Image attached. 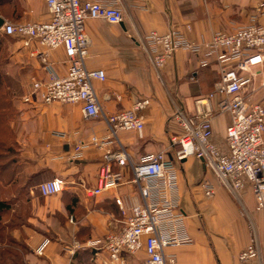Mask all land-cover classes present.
<instances>
[{
  "label": "crops",
  "instance_id": "obj_1",
  "mask_svg": "<svg viewBox=\"0 0 264 264\" xmlns=\"http://www.w3.org/2000/svg\"><path fill=\"white\" fill-rule=\"evenodd\" d=\"M90 1L114 3L123 12L118 25L98 20L85 24L90 40L86 67L106 75L104 82L93 83L103 116L129 110L138 100L148 99L141 135L121 132L118 141L133 164L148 154L167 152L173 156L170 138L182 132L175 114L181 109L187 116L194 115L195 101L213 93L221 72L233 64L219 63L213 56L209 65L201 67L202 55L179 50L163 68L156 69L145 37L178 30L190 43L201 46L216 33H232L251 24L264 26V0ZM0 19L9 24L45 23L50 16L45 0H0ZM4 38L11 40L9 66L25 95L33 80L44 77L45 66L58 77L65 75L62 49L47 52L36 42L23 46L16 38ZM242 94L247 101L264 107V62L252 68L251 81ZM217 101L218 96L212 105ZM14 109L10 131L15 149L7 156V171L0 176L1 199L9 206L0 215L4 236L19 246L24 264H111L104 252L68 251L73 242L85 246L121 230L125 218L116 198L129 203L140 200L130 167L122 170L123 186L97 197L89 195L96 187L105 149L88 147L72 159L79 143L109 137L103 117L86 119L79 105H45L35 96L30 103H15ZM229 124L226 112L215 114L212 120V142L222 152L226 151ZM178 170L180 207L190 242L170 250L177 264H236L253 235L260 249L254 264H264V210L256 211L249 186L232 195L193 157L181 162ZM55 178L66 182L64 191L41 197L38 186ZM203 184L214 188L212 198L204 196ZM5 247L0 242V248ZM145 258L143 251L122 257L124 264L141 263Z\"/></svg>",
  "mask_w": 264,
  "mask_h": 264
},
{
  "label": "built area",
  "instance_id": "obj_2",
  "mask_svg": "<svg viewBox=\"0 0 264 264\" xmlns=\"http://www.w3.org/2000/svg\"><path fill=\"white\" fill-rule=\"evenodd\" d=\"M45 2L50 16L47 22L4 23L0 27V38H16L23 46L36 42L47 52L64 51L67 62L65 75L58 77L45 66L44 77L30 83V91L23 101L30 103L35 96L45 105L55 102L79 105L86 119L103 117L109 137H93L88 143H79L72 159L80 157L82 150L88 147L105 149L96 187L89 191V195L97 197L123 186L122 170L130 167L131 182L140 198L134 203L116 198L115 204L125 218L121 230L88 241L85 246L73 242L69 252L80 249L104 252L111 264H124L123 255L134 256L143 251L146 258L137 264H177L170 250L190 242L180 207L178 165L190 157L202 161L204 168L234 196L249 186L256 211L264 210V107L247 101L242 94L251 81L252 68L264 62V26L251 24L232 33H216L201 46L190 43L178 30H170L163 35L150 33L145 37L156 69L163 68L179 50L202 55L201 67L209 65L213 56L217 62H230L233 66L221 72L213 93L195 101L194 115L187 116L181 109L177 111L175 120L182 132L170 138L169 150L174 151L173 156L167 152L148 154L133 164L119 143L118 134L134 132L141 135L143 113L150 101L141 99L129 110L103 116L93 83L104 82L105 72L86 67L90 48L86 22L98 20L118 25L123 21L122 10L114 3L90 0ZM221 50L225 53H220ZM216 96L218 101L213 106L212 100ZM224 112L230 115V124L225 132L226 151L222 152L212 142V120L215 114ZM112 145L117 148L109 149ZM65 187L63 179L55 178L39 185L37 191L46 198L61 194ZM202 189L206 198L214 196V188L210 184H203ZM41 251L38 250L37 254L41 255ZM259 256V243L253 235L248 246L238 254L236 264H254Z\"/></svg>",
  "mask_w": 264,
  "mask_h": 264
},
{
  "label": "rangeland",
  "instance_id": "obj_3",
  "mask_svg": "<svg viewBox=\"0 0 264 264\" xmlns=\"http://www.w3.org/2000/svg\"><path fill=\"white\" fill-rule=\"evenodd\" d=\"M11 44V40L0 38V140H4L5 143L9 142L6 130L7 128L10 130L11 123L16 116L14 104L23 101L25 96L22 84L15 77L12 67L9 66ZM0 258V264H10L9 257L3 252L0 253ZM17 261L19 262L17 264H23L18 257L15 262Z\"/></svg>",
  "mask_w": 264,
  "mask_h": 264
},
{
  "label": "trees",
  "instance_id": "obj_4",
  "mask_svg": "<svg viewBox=\"0 0 264 264\" xmlns=\"http://www.w3.org/2000/svg\"><path fill=\"white\" fill-rule=\"evenodd\" d=\"M6 131L9 136V142L5 143L4 140L2 139L0 140V176L3 172L7 171L9 167V160L7 156L10 155L15 149L14 137L8 128ZM1 198H2V195L0 194V215L2 213H6L9 208L7 203L4 202ZM4 230L5 228L0 224V242L5 243V245H7V247L1 248L0 253L3 252L4 255H7L9 257L10 264L19 263L18 261L15 262L17 257H18V260L23 263V260L21 258L22 255L17 250L19 246L16 243L11 242V240H7V238L4 236V232H3Z\"/></svg>",
  "mask_w": 264,
  "mask_h": 264
},
{
  "label": "water",
  "instance_id": "obj_5",
  "mask_svg": "<svg viewBox=\"0 0 264 264\" xmlns=\"http://www.w3.org/2000/svg\"><path fill=\"white\" fill-rule=\"evenodd\" d=\"M4 24L3 20L0 19V27Z\"/></svg>",
  "mask_w": 264,
  "mask_h": 264
}]
</instances>
